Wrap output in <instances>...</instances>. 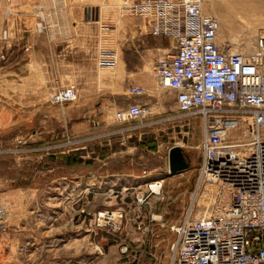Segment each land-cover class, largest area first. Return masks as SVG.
<instances>
[{
    "label": "rangeland",
    "instance_id": "1",
    "mask_svg": "<svg viewBox=\"0 0 264 264\" xmlns=\"http://www.w3.org/2000/svg\"><path fill=\"white\" fill-rule=\"evenodd\" d=\"M238 1L242 6L233 4ZM121 4L122 0H0V22L6 17L4 23L10 25L0 29V186L17 203L6 210L0 264H168L177 241L171 227L179 226L190 207L194 218L211 212L215 186L207 185L193 199L204 155L203 122L199 117L180 115L172 93L162 90L154 77L156 60L173 43L149 36L140 19L122 14ZM204 11L217 18L218 43L228 50L239 46L242 52H252L257 35L264 33V0H205ZM39 23L44 27L40 36ZM6 29L11 36L5 41L1 34ZM230 40L241 45L231 46ZM61 42H69L71 54L61 56ZM110 53L115 64L104 68L99 61ZM71 85L78 100L63 108L53 105L54 91ZM129 85L145 90L141 97L149 112L145 121H154L146 125L143 135L128 128L139 122L119 125L114 120L116 110L135 98L126 95ZM88 100L92 103L83 106ZM86 113L113 133L111 148L127 149L131 158L141 151L147 154L139 145L147 143L154 151V166L163 168H81L92 178L87 198L82 196L85 183L72 196L70 190H65L64 196L56 194L60 192L55 190L56 182H64L58 180L62 168H10L16 165L14 157L20 158V164L25 157L38 164L39 153L23 154L25 146L51 147L49 154L63 152L48 157L47 164L52 166L80 162L71 160L72 151L66 153L75 142L70 123L63 126V122ZM220 116L219 128L209 134L215 162L240 164L250 148L251 116L237 112ZM52 120L57 126L48 128ZM123 134L128 137L125 145L119 146ZM17 139L24 140V145H17ZM173 146L180 147L189 161V168L177 174L168 170V152ZM44 171L51 177L25 188L30 180L42 178ZM136 176L152 180L148 183L154 185L172 178L167 185L173 186L166 188L165 183L159 200L150 202L152 212L147 205L134 202V192H147L148 185ZM109 181L116 187L108 188ZM46 183L55 193H40ZM7 187L16 192H7ZM109 190L116 194L111 196ZM99 211L122 213L121 229L98 227ZM145 227L150 233L144 232ZM124 247L128 248L125 255L121 253Z\"/></svg>",
    "mask_w": 264,
    "mask_h": 264
},
{
    "label": "built area",
    "instance_id": "2",
    "mask_svg": "<svg viewBox=\"0 0 264 264\" xmlns=\"http://www.w3.org/2000/svg\"><path fill=\"white\" fill-rule=\"evenodd\" d=\"M204 5L205 0H122L121 4L122 14L140 19L149 36L172 41L171 49L156 60L154 77L162 90L174 95L177 112L199 117L205 128L193 199L207 185L217 188L207 217H192L190 207L179 226L171 227L177 241L168 264H264V33L257 35L252 52H231L218 43L219 22L204 11ZM36 28L44 32L41 23ZM9 36L6 29L1 39ZM99 64L113 67V54L102 57ZM144 93L136 85L126 90L129 98ZM50 100L63 108L78 100V92L74 85L59 87ZM226 112L247 113L253 121L248 154L237 165L217 164L209 137ZM148 114L145 105L130 103L116 110L114 120L119 125L142 122ZM16 143L24 145L25 141L17 139ZM153 187L154 182L148 183L147 192L138 191L134 200L137 206L147 205L149 212L151 197L158 201L161 195ZM109 193L116 194L114 190ZM3 195L0 186V236L6 230ZM112 214L99 211L97 226L120 230L123 214L115 213L117 218L110 220ZM127 251V247L121 249L124 255Z\"/></svg>",
    "mask_w": 264,
    "mask_h": 264
},
{
    "label": "crops",
    "instance_id": "3",
    "mask_svg": "<svg viewBox=\"0 0 264 264\" xmlns=\"http://www.w3.org/2000/svg\"><path fill=\"white\" fill-rule=\"evenodd\" d=\"M6 18V17H5ZM4 17H1V22H0V29H2V27L4 28H9V22H6V24L4 23L5 20ZM8 26V27H7ZM43 33H38V35L40 36ZM68 44L69 42H61L59 43L60 47H61V56L63 57L64 55L67 54H71L72 50L68 49ZM73 70H78L81 71L79 68H73ZM79 73V72H78ZM121 88V87H120ZM173 100H174V95H171ZM131 103H140L143 104V100L141 97H136V98H130ZM92 103L91 100H88L86 102H84V105H89V103ZM86 103V104H85ZM76 118H71V116L67 117L64 119L63 122V126H66L67 123H70V133L72 135V138L74 140V148L70 151H66V153L71 152V160H73V158H77V159H81L80 162L76 163V164H72L71 166H66V165H58V166H52L48 163V157L49 156H53L56 154H63V152L61 153H48V148L50 149L51 147H40V148H30L29 146H25V148L21 149L23 151V154H29V153H33V152H38V164H34L32 162L29 161V159H31L30 157H25L23 158V160L25 161L24 163L20 164L18 163L20 158H12L13 161L16 162V165H12L10 168H62V170H59L58 173L61 175L60 178H58V180H63L64 182L58 181L56 182V186H55V190H60L59 193H56L57 195H61L64 196V191L65 190H70V195L72 196L73 192H77L78 189L80 188V184L85 183V189L82 191V196L85 195L86 198L89 195V191H90V186H89V182L91 181L92 178H90V176L88 175L89 173H87L86 171L82 170L81 168H163L161 166H154V151H150L146 146L147 143L142 142L141 144H139L140 146H142L143 148H146V153L144 155L145 152L141 151V153L138 154V156L135 157H127L126 153H127V149H122L120 148H111V144L112 141H114V139H112V132H107L106 130V126L103 125H99L98 122L95 121L94 117L88 113L86 114H77L75 116ZM138 123V122H137ZM154 124L153 120H149V121H145V122H139L136 126L134 127H128V128H134L131 130H138V135H143L146 134V125H152ZM50 127L48 128H55L57 126V124L55 123V121H50L49 122ZM130 129H127L125 131H128ZM127 133V132H126ZM45 136V134H44ZM123 137L120 138L119 141H122L119 146H124L125 145V139L128 137L127 134H123ZM15 147V143L13 142L12 144ZM100 147H103L105 149L101 150ZM135 148V147H133ZM132 149V148H130ZM136 149V148H135ZM142 150V149H141ZM15 149L13 148L12 152H14ZM16 154H22V153H12L10 155L15 156ZM36 158V157H35ZM29 161V162H28ZM128 162L130 163H134L135 166H129ZM71 168V169H69ZM76 168V169H74ZM164 168H167V166H165ZM154 172V171H152ZM47 172L44 171V174L42 175V178H36V179H32L29 181L28 185L25 186V188L30 189L35 180H40V179H45L47 180L49 177H51V175L46 174ZM51 174V173H50ZM137 179H141L140 181H143V183H148L151 182L152 180H147L148 182L144 181L142 176H136ZM169 179L172 178H164L161 180L160 184L163 187V185L165 184L166 188H171L173 185H167V181ZM66 181V182H65ZM137 182V181H136ZM142 183V184H143ZM141 186V184H139V187ZM2 187V186H1ZM116 186H112L111 182L109 181L108 183V188H115ZM123 187H126L125 184H123ZM40 188V187H39ZM44 189H40V193L42 194H52L55 193V191L50 192L51 187L50 185H48L46 183V185L44 187H42ZM47 188V189H46ZM4 189V188H3ZM7 192H16V189H8V187L6 188ZM125 190H127V188H124ZM169 192V191H168ZM167 192V193H168ZM138 193V191L134 192V194ZM150 202L154 203V196L151 197ZM155 217H157L158 219H161L158 215H156ZM153 219H154V215H153Z\"/></svg>",
    "mask_w": 264,
    "mask_h": 264
},
{
    "label": "water",
    "instance_id": "4",
    "mask_svg": "<svg viewBox=\"0 0 264 264\" xmlns=\"http://www.w3.org/2000/svg\"><path fill=\"white\" fill-rule=\"evenodd\" d=\"M167 160L168 170L172 174L181 173L189 168V161L178 146L170 148Z\"/></svg>",
    "mask_w": 264,
    "mask_h": 264
},
{
    "label": "bare ground",
    "instance_id": "5",
    "mask_svg": "<svg viewBox=\"0 0 264 264\" xmlns=\"http://www.w3.org/2000/svg\"><path fill=\"white\" fill-rule=\"evenodd\" d=\"M244 2V1H243ZM233 4H236V5H240V6H242V2H240V1H238L237 3H233ZM253 8H255V7H253ZM230 42H231V46L233 45V46H235V45H241V44H239V42L238 43H236V42H234V41H231L230 40ZM242 49H239V46L237 47V48H235V49H230V51L231 52H242L241 51ZM104 68H109V67H104ZM154 192H159L160 191V188H161V184L160 183H155V185H154ZM227 192H226V190H224V192H223V194L225 195ZM3 200H4V208H5V210H7V209H9V208H14L15 206H16V200H15V198H14V196H9V194L8 193H4V195H3ZM116 215V216H115ZM200 216V213H198L196 216H195V218H198ZM206 216V215H205ZM110 220H112V219H114V218H117V214H115V213H113L112 215H109V217H108Z\"/></svg>",
    "mask_w": 264,
    "mask_h": 264
}]
</instances>
